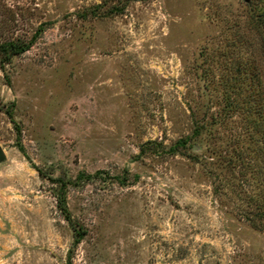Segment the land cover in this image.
Wrapping results in <instances>:
<instances>
[{
    "label": "rangeland",
    "instance_id": "rangeland-1",
    "mask_svg": "<svg viewBox=\"0 0 264 264\" xmlns=\"http://www.w3.org/2000/svg\"><path fill=\"white\" fill-rule=\"evenodd\" d=\"M254 3L0 0V264H264Z\"/></svg>",
    "mask_w": 264,
    "mask_h": 264
},
{
    "label": "trees",
    "instance_id": "trees-1",
    "mask_svg": "<svg viewBox=\"0 0 264 264\" xmlns=\"http://www.w3.org/2000/svg\"><path fill=\"white\" fill-rule=\"evenodd\" d=\"M123 1V0H122ZM131 1H149V0H131ZM106 5V4H105ZM250 13L251 16L248 18V26L249 28L253 29L256 31L257 35L261 39L263 46H264V0H255L254 5L250 4ZM101 8H104V5H98L96 6L93 10L92 13L94 16H105V17H112L115 15L122 14L126 8V4L124 3H116L115 5L110 6L108 11L105 13V15H101ZM249 13V14H250ZM45 31V25H41L37 32L34 34L32 39L29 42L26 41H21V40H9L5 41L3 43H0V66L4 69L6 64H9L13 58L21 56L22 54L26 53L31 49L33 44L40 38V36L43 34ZM264 50V48H263ZM263 56V61H264V51L262 53ZM252 58H255L252 55ZM250 61V60H249ZM247 61L245 65L246 68H249L253 70V77L251 79L253 80L252 82L257 83V86L260 84V79H261V71L259 70L258 62L253 59V61L249 62ZM249 69H245V72H248ZM230 99V98H229ZM229 104H233L230 103ZM263 104H261V112L259 110V113L261 114V117L258 121L259 126H260V132L264 131V110H263ZM235 105H231V108H229V112L235 110ZM263 110V111H262ZM220 124L216 120L214 123H210L207 128L211 127H216V125ZM257 127V122L255 121V128ZM195 134H199V132H195ZM264 136V134H262ZM191 143V138L186 137L183 139L178 140L174 145H172L170 148L165 150L164 152L170 155H176L178 154L179 150H186L188 145ZM149 144H157L156 142H151L147 143ZM218 186H221L218 184ZM218 187H217V192H218ZM251 211L250 214L253 216V218H259V220H262L264 222V193L263 194H256L254 199L251 201ZM58 206L61 209L62 213L64 214V217L71 223L72 222V217L71 213L69 211L68 205L66 203L65 197L60 198L58 201ZM253 222V221H251ZM75 235L77 236V239L75 241V246L81 242V239L84 236L83 229L80 227L79 229L76 227L75 229Z\"/></svg>",
    "mask_w": 264,
    "mask_h": 264
},
{
    "label": "water",
    "instance_id": "water-1",
    "mask_svg": "<svg viewBox=\"0 0 264 264\" xmlns=\"http://www.w3.org/2000/svg\"><path fill=\"white\" fill-rule=\"evenodd\" d=\"M244 1L248 2L249 0H244ZM6 160H7V157H6L5 151L3 147L0 145V164L4 163Z\"/></svg>",
    "mask_w": 264,
    "mask_h": 264
}]
</instances>
